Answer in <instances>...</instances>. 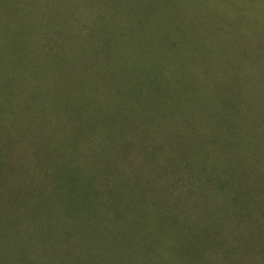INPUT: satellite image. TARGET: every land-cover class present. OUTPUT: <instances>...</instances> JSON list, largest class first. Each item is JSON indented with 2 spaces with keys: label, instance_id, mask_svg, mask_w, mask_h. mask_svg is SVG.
<instances>
[{
  "label": "trees",
  "instance_id": "16d2710c",
  "mask_svg": "<svg viewBox=\"0 0 264 264\" xmlns=\"http://www.w3.org/2000/svg\"><path fill=\"white\" fill-rule=\"evenodd\" d=\"M3 38L0 227L86 225L121 257L264 253V0H0Z\"/></svg>",
  "mask_w": 264,
  "mask_h": 264
},
{
  "label": "rangeland",
  "instance_id": "374dc122",
  "mask_svg": "<svg viewBox=\"0 0 264 264\" xmlns=\"http://www.w3.org/2000/svg\"><path fill=\"white\" fill-rule=\"evenodd\" d=\"M8 31V30H7ZM47 32L42 34L40 32ZM33 30L37 44L69 46L89 44L97 46L100 41L85 43L75 41V36L85 37L88 30ZM101 38L110 34L114 39L110 45L134 44L127 40L131 30H94ZM45 36L52 42L46 43ZM126 38H119V37ZM69 38V40H67ZM6 44L3 38L0 46ZM48 46V45H47ZM234 222H236L234 220ZM247 232H253L248 221H239ZM74 224H27L20 227H0V264H264V253L183 254L158 253L153 255L123 256L107 253L110 239L95 241L94 228ZM256 228V227H255ZM246 231L242 235H246Z\"/></svg>",
  "mask_w": 264,
  "mask_h": 264
},
{
  "label": "crops",
  "instance_id": "0c3cea01",
  "mask_svg": "<svg viewBox=\"0 0 264 264\" xmlns=\"http://www.w3.org/2000/svg\"><path fill=\"white\" fill-rule=\"evenodd\" d=\"M226 264H235V263H226Z\"/></svg>",
  "mask_w": 264,
  "mask_h": 264
}]
</instances>
